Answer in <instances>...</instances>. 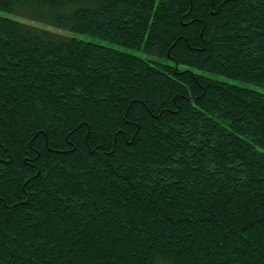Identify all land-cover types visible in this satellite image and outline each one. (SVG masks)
Wrapping results in <instances>:
<instances>
[{
	"label": "trees",
	"instance_id": "1",
	"mask_svg": "<svg viewBox=\"0 0 264 264\" xmlns=\"http://www.w3.org/2000/svg\"><path fill=\"white\" fill-rule=\"evenodd\" d=\"M0 11V264H264V0Z\"/></svg>",
	"mask_w": 264,
	"mask_h": 264
},
{
	"label": "rangeland",
	"instance_id": "2",
	"mask_svg": "<svg viewBox=\"0 0 264 264\" xmlns=\"http://www.w3.org/2000/svg\"><path fill=\"white\" fill-rule=\"evenodd\" d=\"M0 15L1 16L11 17V18H17V19H19L21 21H28V17L27 16L15 14V13H6V12H3V11H0ZM36 22L43 23L41 21H36ZM53 30L58 31V32L63 33V34H66V35H69V36H74V37H76L78 39H81L83 41L94 42V43H98V44H101V45H104V46H108V47H114V48H117L119 50H122V51H125V52H129L131 54L137 55L138 57L146 59V60H148V61H150L152 63H155V64L156 63H161V64H164V65L179 67L181 70H192L195 73L202 74V75H205V76H209V77L214 78V79H218V80H221V81L230 82V83L239 84V85L247 86V87H250V88H254V86H252V85L245 84V83H240L238 81H232V80L227 79V78H225L224 76H221V75H215V74H212V73L207 72V71H202V70H198V69H195V68H190V67L184 66V65H178L177 66V64L173 60H171L170 58H163V57H160V56H158L156 54H147L146 52L141 51V50H133V49H130V48L121 47V46H118L116 44H112V43H110L108 41H104V40H101V39H98V38H94V37H91V36H88V35H84V34L70 33L68 31L58 30L57 28H53Z\"/></svg>",
	"mask_w": 264,
	"mask_h": 264
}]
</instances>
